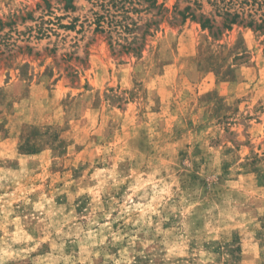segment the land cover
I'll use <instances>...</instances> for the list:
<instances>
[{
  "label": "rangeland",
  "instance_id": "obj_1",
  "mask_svg": "<svg viewBox=\"0 0 264 264\" xmlns=\"http://www.w3.org/2000/svg\"><path fill=\"white\" fill-rule=\"evenodd\" d=\"M0 264H264V0H0Z\"/></svg>",
  "mask_w": 264,
  "mask_h": 264
},
{
  "label": "trees",
  "instance_id": "obj_2",
  "mask_svg": "<svg viewBox=\"0 0 264 264\" xmlns=\"http://www.w3.org/2000/svg\"><path fill=\"white\" fill-rule=\"evenodd\" d=\"M187 15H190L191 17L194 16L193 13H189V14H187ZM187 15H186V14H183V15H182V19L185 20V18L187 17ZM202 24L205 25V22H203Z\"/></svg>",
  "mask_w": 264,
  "mask_h": 264
}]
</instances>
